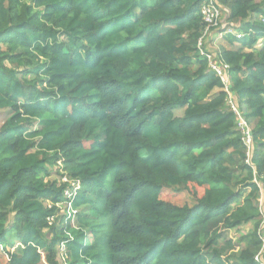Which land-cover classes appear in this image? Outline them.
<instances>
[{
	"label": "trees",
	"instance_id": "16d2710c",
	"mask_svg": "<svg viewBox=\"0 0 264 264\" xmlns=\"http://www.w3.org/2000/svg\"><path fill=\"white\" fill-rule=\"evenodd\" d=\"M206 1L0 0V264H264V225L229 237L264 217V0H214L250 157Z\"/></svg>",
	"mask_w": 264,
	"mask_h": 264
},
{
	"label": "built area",
	"instance_id": "2783aa9c",
	"mask_svg": "<svg viewBox=\"0 0 264 264\" xmlns=\"http://www.w3.org/2000/svg\"><path fill=\"white\" fill-rule=\"evenodd\" d=\"M201 15L205 24V29L202 35L211 34L213 31L220 28L222 14L219 5L214 0H207L202 5ZM240 35L241 33H238V37H240ZM219 36L221 37L222 35L219 34ZM207 39L208 38H201L198 40V52L201 57L207 60L208 66L211 69L210 71H212L216 75V77L219 78V80L221 81V90L225 92L227 96V106L229 110L234 113L237 119L238 130L241 132L243 140L247 144L248 157H250V149L252 146L251 130L250 126L242 115L240 107L236 102V95L232 87L230 66L224 61H222L215 52L206 48ZM247 161L249 162L250 160L248 159ZM62 184H64L66 187L64 188V202L61 204V209H66L68 213L67 218L71 219L72 224H74L77 215V210L73 208L72 204L74 203L77 194L82 191V184L79 180L70 179L67 176H64L62 178ZM56 218L57 214L48 218L47 223L49 227H52L56 224ZM60 251L62 253L65 252V248L62 247ZM256 260L260 261V255L256 257Z\"/></svg>",
	"mask_w": 264,
	"mask_h": 264
},
{
	"label": "rangeland",
	"instance_id": "374dc122",
	"mask_svg": "<svg viewBox=\"0 0 264 264\" xmlns=\"http://www.w3.org/2000/svg\"><path fill=\"white\" fill-rule=\"evenodd\" d=\"M217 44H218V42H217ZM211 46H214V45L211 44ZM182 114H183L182 111L177 112V115H182ZM8 116H9V112L0 111V127L5 123ZM58 180H60V178ZM60 182L62 183V179ZM194 189H197V192L199 193L198 197H200L203 193V190L195 188V187H190V190H194ZM162 198L165 201L170 202V203L177 205V206H184V205L191 206L193 204V195L191 192H187V193L184 192L181 194H176L173 192L166 191L162 195ZM64 213L67 215V211L65 208H62L61 210L58 211L57 218H56L57 226H59V224H60L59 220H60L61 216L64 215ZM262 213H264L263 209H262ZM263 221H264V217L262 219H260L257 223H253V224L251 223L250 225L248 224V225L244 226L240 231H232V232H230L229 237L234 239L235 241H237L240 245H245L246 243L242 240V238H244V236L247 233H249L250 231L256 230L259 226H260L259 228H261L263 225ZM71 224H72V222H71ZM10 238L11 239L14 238L13 235L10 236ZM43 261H44V259H43ZM44 262H43V264H47L46 262L45 263Z\"/></svg>",
	"mask_w": 264,
	"mask_h": 264
},
{
	"label": "crops",
	"instance_id": "0c3cea01",
	"mask_svg": "<svg viewBox=\"0 0 264 264\" xmlns=\"http://www.w3.org/2000/svg\"><path fill=\"white\" fill-rule=\"evenodd\" d=\"M210 36H211V38L207 39V41H206V48L211 50V51L216 52L218 50L220 36L217 32H212L210 34ZM217 42H218V44H217ZM211 44H215L216 48L214 46H211Z\"/></svg>",
	"mask_w": 264,
	"mask_h": 264
},
{
	"label": "bare ground",
	"instance_id": "6f19581e",
	"mask_svg": "<svg viewBox=\"0 0 264 264\" xmlns=\"http://www.w3.org/2000/svg\"><path fill=\"white\" fill-rule=\"evenodd\" d=\"M209 36H210V34H205V35H203L201 38H208ZM201 38H200V39H201ZM213 45L215 46V44H213ZM242 115H243V114H242ZM251 138H252V133H251ZM246 145H247V144H246ZM256 183H258V182H256ZM78 194H79V193H78ZM78 194H77V196H78ZM77 196H76V197H77ZM61 254L64 255L65 253H64V252H63V253L61 252Z\"/></svg>",
	"mask_w": 264,
	"mask_h": 264
}]
</instances>
